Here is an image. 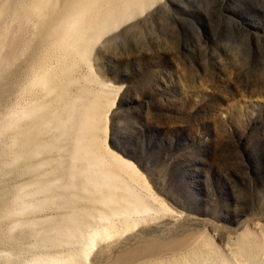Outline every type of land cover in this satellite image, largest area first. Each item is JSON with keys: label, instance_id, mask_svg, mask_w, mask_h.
I'll list each match as a JSON object with an SVG mask.
<instances>
[{"label": "rangeland", "instance_id": "rangeland-1", "mask_svg": "<svg viewBox=\"0 0 264 264\" xmlns=\"http://www.w3.org/2000/svg\"><path fill=\"white\" fill-rule=\"evenodd\" d=\"M73 73L79 86L90 73L92 89L107 96L109 148L173 211L96 238L97 263L143 239L210 237L223 249L246 227L264 225V0H160L100 36ZM7 89L2 110L14 95ZM9 143L4 134L0 149ZM11 159L0 157V194L11 191L13 201L27 178ZM10 225L0 220L10 238L0 244V264H23L12 250L34 257L29 250L50 228L27 240L10 237Z\"/></svg>", "mask_w": 264, "mask_h": 264}, {"label": "bare ground", "instance_id": "bare-ground-1", "mask_svg": "<svg viewBox=\"0 0 264 264\" xmlns=\"http://www.w3.org/2000/svg\"><path fill=\"white\" fill-rule=\"evenodd\" d=\"M159 1L0 0V139H10L0 157L11 155V167L27 178L13 201L11 191L0 194V220L11 222L13 238L50 228L29 250L34 257L12 250L23 264H86L96 238L173 215L137 167L107 145V96L92 89L90 73L81 86L73 73L100 36ZM7 87L14 95L2 110ZM29 215L39 220L29 223ZM9 242L0 233V244ZM101 259L94 255L91 264H264V225L246 227L223 249L210 237L174 236Z\"/></svg>", "mask_w": 264, "mask_h": 264}]
</instances>
